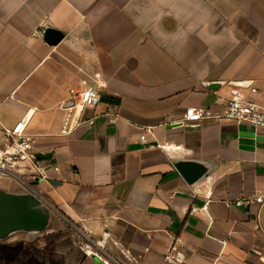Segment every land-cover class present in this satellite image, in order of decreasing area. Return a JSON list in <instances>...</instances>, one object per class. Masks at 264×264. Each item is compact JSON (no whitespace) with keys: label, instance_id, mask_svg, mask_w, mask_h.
Segmentation results:
<instances>
[{"label":"crops","instance_id":"0c3cea01","mask_svg":"<svg viewBox=\"0 0 264 264\" xmlns=\"http://www.w3.org/2000/svg\"><path fill=\"white\" fill-rule=\"evenodd\" d=\"M95 74L118 104L62 135ZM236 89L264 107V0H0V152L23 120L50 155L46 179L0 177V264H264V203L232 204L264 189V128L224 117Z\"/></svg>","mask_w":264,"mask_h":264},{"label":"built area","instance_id":"2783aa9c","mask_svg":"<svg viewBox=\"0 0 264 264\" xmlns=\"http://www.w3.org/2000/svg\"><path fill=\"white\" fill-rule=\"evenodd\" d=\"M45 33L44 30L41 31ZM107 81L95 74L91 79H82L80 84L69 90L68 98L59 102L58 106L63 111L60 133L69 135L76 130L82 123L83 114L86 110L97 107L102 101ZM245 88V87H238ZM250 92H256L255 88ZM209 116V112L200 107H190L186 110L184 121L197 123ZM224 117L234 120L238 124H245L255 129L264 128V107L254 102L243 89L233 91L232 98L228 102ZM26 122L20 120L13 127L4 130L5 148L0 152V177L10 176L24 182L22 176L29 175L33 180L48 178L49 165L37 157L33 150V137L26 133ZM144 128L140 136V141L147 143ZM57 171L58 167H54ZM264 203V189L252 191L240 195L233 202V206H252ZM228 205H230L228 203ZM177 237H172L171 246L165 254V259L178 258L176 252ZM128 253V254H126ZM122 253L120 258L109 256L100 250H90L86 254L96 256L102 264H138L135 257L129 252ZM175 253V255H173Z\"/></svg>","mask_w":264,"mask_h":264},{"label":"water","instance_id":"95a60500","mask_svg":"<svg viewBox=\"0 0 264 264\" xmlns=\"http://www.w3.org/2000/svg\"><path fill=\"white\" fill-rule=\"evenodd\" d=\"M248 85H249V83H244V82H238V83L236 84L237 87H245V86H248ZM101 101H102V102H106V103H110V104H118V99H115V98L102 97V98H101ZM251 136H252V137L254 136L255 138L258 137V138L261 139V140L264 139L262 136H257V135H255V134H253V133H251ZM37 157H38L39 159H42V158L49 159V158H50V155H49V154H37Z\"/></svg>","mask_w":264,"mask_h":264}]
</instances>
